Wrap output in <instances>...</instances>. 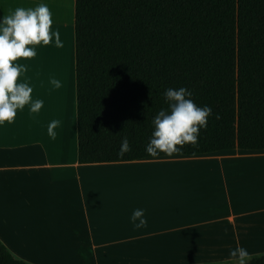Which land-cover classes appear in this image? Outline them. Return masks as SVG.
I'll list each match as a JSON object with an SVG mask.
<instances>
[{"label": "crops", "instance_id": "crops-1", "mask_svg": "<svg viewBox=\"0 0 264 264\" xmlns=\"http://www.w3.org/2000/svg\"><path fill=\"white\" fill-rule=\"evenodd\" d=\"M40 2L64 46L37 45L34 58L19 59L20 79L44 103L0 126V240L9 251L30 264H234L237 245L264 253V149L79 162L76 0H2L0 18ZM137 208L146 227L130 220Z\"/></svg>", "mask_w": 264, "mask_h": 264}, {"label": "trees", "instance_id": "trees-1", "mask_svg": "<svg viewBox=\"0 0 264 264\" xmlns=\"http://www.w3.org/2000/svg\"><path fill=\"white\" fill-rule=\"evenodd\" d=\"M75 50L80 163L151 157L162 93L180 87L212 114L173 155L264 149V0H76ZM0 264L30 263L0 240Z\"/></svg>", "mask_w": 264, "mask_h": 264}, {"label": "clouds", "instance_id": "clouds-1", "mask_svg": "<svg viewBox=\"0 0 264 264\" xmlns=\"http://www.w3.org/2000/svg\"><path fill=\"white\" fill-rule=\"evenodd\" d=\"M2 4V0H0ZM53 12L49 5L40 2L35 7H15L0 18V126L5 122H14L17 112L28 106L30 113H38L43 100L33 99L32 86L20 79L27 71V65L19 63V59H32L37 55V45L53 44L57 48L64 46L58 29L53 28ZM54 88H61L62 82L55 77L50 78ZM168 107L161 108L153 117V131L145 151L151 157L161 153L171 157L182 151L186 144L198 143L201 129L208 126V118L212 109L208 105L200 106L193 99L191 90L167 88L162 93ZM61 121L53 119L47 126V134L55 139V129ZM131 150L127 137H123L118 155L123 157ZM143 208L134 209L130 220L135 228L147 226ZM250 252L237 245L229 250L234 264H249Z\"/></svg>", "mask_w": 264, "mask_h": 264}]
</instances>
